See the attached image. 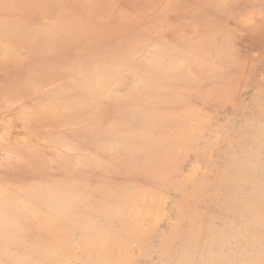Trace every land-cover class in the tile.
Listing matches in <instances>:
<instances>
[{
  "label": "bare ground",
  "instance_id": "obj_1",
  "mask_svg": "<svg viewBox=\"0 0 264 264\" xmlns=\"http://www.w3.org/2000/svg\"><path fill=\"white\" fill-rule=\"evenodd\" d=\"M227 1L203 0L205 14L178 17L185 21L170 48L160 45L146 61L110 60L117 54L108 48L93 52L100 60L91 64L89 78L80 75L79 84L76 77L84 93L76 112L85 116L78 118L76 137L81 166L94 180L88 186L83 180L84 189L80 182L68 188L67 176L65 184L25 188L28 178L15 177L9 188L0 185V222L46 224L38 232L66 240L68 252L106 255L138 247L191 258L172 262L264 264V80L252 88L231 77L234 54L221 17ZM63 139L58 145L68 148ZM63 165L59 172L65 173ZM20 225L19 236L29 230ZM44 248L38 253L50 252Z\"/></svg>",
  "mask_w": 264,
  "mask_h": 264
},
{
  "label": "rangeland",
  "instance_id": "obj_2",
  "mask_svg": "<svg viewBox=\"0 0 264 264\" xmlns=\"http://www.w3.org/2000/svg\"><path fill=\"white\" fill-rule=\"evenodd\" d=\"M237 1L235 4L233 0H228L221 16L223 26L227 28V41L230 46L232 45L234 54L232 58L230 57L233 63L230 64L229 70L232 71L231 77L235 76L234 78L242 82L254 85L255 81L258 83L264 80V0ZM192 3L193 6H198L197 9L192 6ZM204 8L203 0H92V2L87 0H0V185L9 188L18 177L19 180L23 177L24 181L28 178L25 181V188L28 187L27 185L33 188L37 183L46 182L63 184L64 180H68L65 182L66 185L69 181L71 182L68 188L72 183L71 188L77 187L80 182L84 189L83 180L86 181L85 186L90 185L94 177L92 175V178L89 177L87 167L81 166L82 157L78 156L81 152L79 148L82 147L79 139V133L82 132L79 122L85 117L83 114V117L79 116L82 108L78 102H81L80 99L84 96V93L80 92L81 86L79 88V84L82 83L80 79L89 78L91 64L93 61L100 60L95 59L97 56H94L93 52L95 54L96 51L99 53L103 50L105 54L108 48V53L113 52L110 55L117 54L116 58H109L110 60L146 61L148 60L146 56L152 52L157 53L159 47L167 45L166 47L170 48L174 34L180 27L178 24L197 10L196 14H205L206 8L205 10ZM178 17L185 19L178 20ZM236 24L239 26H235ZM154 49L157 50L153 51ZM126 51L128 53H125ZM80 52H83V55ZM132 53L135 55L132 59L121 58L125 54ZM80 68L83 70L81 71ZM76 77L77 80L80 78L79 84ZM250 85L248 84L249 87H255ZM66 101L67 104L70 103L68 105L70 110ZM76 107L80 112H76L78 110ZM66 116L69 121L64 120ZM75 118L78 124L70 122ZM76 133L79 138L76 137ZM74 136L77 139L73 138ZM52 138L56 140V143ZM62 139L67 140L68 148L58 145ZM73 139L75 141H72ZM76 144L79 146L76 147ZM58 151H64L66 154L57 157ZM55 161H59L61 165L64 164L65 173L71 166L69 172L66 174L59 172L61 165ZM69 162L71 165H68ZM75 169L76 174L73 171ZM80 171L82 174L79 173ZM57 174L61 176H59L60 179L64 176L62 180H59ZM74 175L76 176L73 178ZM66 176L68 179H64ZM29 178L33 179L28 181ZM77 178L82 180L77 182ZM18 224L23 225L22 229L29 228L25 232L27 234L19 236L21 231L17 234ZM41 224L40 222L30 224L29 222H0V264H189L172 261L191 259L163 256L153 248L149 249V252L138 247L130 252L110 253L108 250L106 255H102L101 252L88 253L81 249L75 251L76 253L70 250L68 252L63 247L67 243L66 240H59L60 238L47 234L45 238V233L38 232L39 228H44L46 225ZM12 227L14 230L11 229ZM32 227L35 231L30 229ZM9 229L13 230V233ZM24 231L26 230L22 232ZM38 235H41V238H38ZM40 246L53 247L51 250L46 248L50 252L43 254L40 251L41 254H39L37 247L43 250ZM54 247L57 249L55 250ZM59 247H63L62 250ZM196 258L200 259V257Z\"/></svg>",
  "mask_w": 264,
  "mask_h": 264
}]
</instances>
